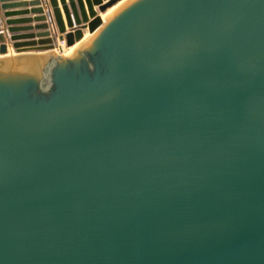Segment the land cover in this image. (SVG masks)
I'll list each match as a JSON object with an SVG mask.
<instances>
[{
	"label": "water",
	"instance_id": "95a60500",
	"mask_svg": "<svg viewBox=\"0 0 264 264\" xmlns=\"http://www.w3.org/2000/svg\"><path fill=\"white\" fill-rule=\"evenodd\" d=\"M121 1L0 0V264H264V0Z\"/></svg>",
	"mask_w": 264,
	"mask_h": 264
},
{
	"label": "bare ground",
	"instance_id": "6f19581e",
	"mask_svg": "<svg viewBox=\"0 0 264 264\" xmlns=\"http://www.w3.org/2000/svg\"><path fill=\"white\" fill-rule=\"evenodd\" d=\"M128 1L129 0H123V1L119 2L116 6H114L113 8L109 9L105 14H101L102 20L105 22L108 17H110L115 11H117L122 5H124ZM90 37H91V35L90 36L87 35V33L85 31L84 38L81 41L77 42L75 44V46L70 47V48H66L68 50V53H66L65 55L71 56L76 51V49H78L82 44L86 43V41H88L90 39ZM57 48H59V49H56V50H59L60 52H62L60 46H58ZM9 55H7L6 57H8Z\"/></svg>",
	"mask_w": 264,
	"mask_h": 264
},
{
	"label": "rangeland",
	"instance_id": "374dc122",
	"mask_svg": "<svg viewBox=\"0 0 264 264\" xmlns=\"http://www.w3.org/2000/svg\"><path fill=\"white\" fill-rule=\"evenodd\" d=\"M50 32H51V36H52V38H55V41H54V50L52 51L54 54H56V55H65L66 53H68V50L66 49L67 47H66V45L64 46V47H61V51L62 52H60L59 50H56L57 49V47H58V43H60L59 42V39H58V36H59V33H58V29H57V27H56V24H55V22H54V25H53V28H51L50 29ZM86 33H87V35H89L90 36V34H89V32L88 31H86ZM66 56V55H65Z\"/></svg>",
	"mask_w": 264,
	"mask_h": 264
},
{
	"label": "built area",
	"instance_id": "2783aa9c",
	"mask_svg": "<svg viewBox=\"0 0 264 264\" xmlns=\"http://www.w3.org/2000/svg\"><path fill=\"white\" fill-rule=\"evenodd\" d=\"M49 24L51 25V27L54 25V20H52V19H49ZM53 28V27H52ZM59 45L58 46H60V47H64L65 46V42H61V43H58ZM57 49H59V48H57Z\"/></svg>",
	"mask_w": 264,
	"mask_h": 264
},
{
	"label": "crops",
	"instance_id": "0c3cea01",
	"mask_svg": "<svg viewBox=\"0 0 264 264\" xmlns=\"http://www.w3.org/2000/svg\"><path fill=\"white\" fill-rule=\"evenodd\" d=\"M47 23L49 24V22H47ZM49 26H50V29L53 27V26L51 27V25H50V24H49Z\"/></svg>",
	"mask_w": 264,
	"mask_h": 264
}]
</instances>
